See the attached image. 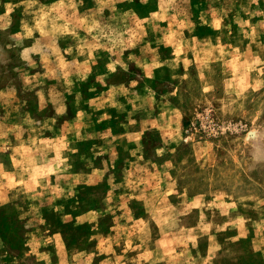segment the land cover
Masks as SVG:
<instances>
[{"label": "rangeland", "instance_id": "obj_1", "mask_svg": "<svg viewBox=\"0 0 264 264\" xmlns=\"http://www.w3.org/2000/svg\"><path fill=\"white\" fill-rule=\"evenodd\" d=\"M0 264H264V0H0Z\"/></svg>", "mask_w": 264, "mask_h": 264}, {"label": "crops", "instance_id": "obj_2", "mask_svg": "<svg viewBox=\"0 0 264 264\" xmlns=\"http://www.w3.org/2000/svg\"><path fill=\"white\" fill-rule=\"evenodd\" d=\"M139 220H142V219H137V221H134L135 224L139 223ZM134 226L131 225V226H129V228H132ZM111 232H118V230L117 229H112ZM155 234H156V236H155L154 239L156 241L154 242L153 248H155V247L156 248L155 249H152V251H154V252L159 251V247H161L160 245L164 241H166L168 238H170L171 235L176 236V233H174V232H155ZM182 234H184V235L183 236H180L181 239L179 241L180 242V244H179L180 246L179 247H182L181 245H184L185 242H186V240H187V238H188V232H180L179 235H182ZM211 246H213V244H211Z\"/></svg>", "mask_w": 264, "mask_h": 264}]
</instances>
